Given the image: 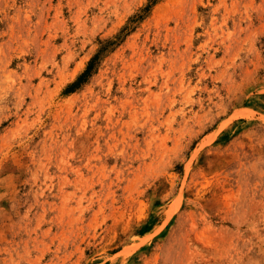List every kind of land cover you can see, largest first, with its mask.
Returning a JSON list of instances; mask_svg holds the SVG:
<instances>
[{
    "label": "rangeland",
    "instance_id": "1",
    "mask_svg": "<svg viewBox=\"0 0 264 264\" xmlns=\"http://www.w3.org/2000/svg\"><path fill=\"white\" fill-rule=\"evenodd\" d=\"M0 264H264V0H0Z\"/></svg>",
    "mask_w": 264,
    "mask_h": 264
}]
</instances>
